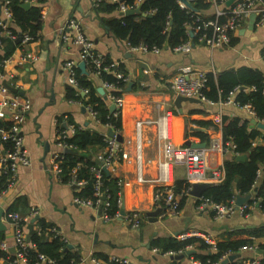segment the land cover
I'll list each match as a JSON object with an SVG mask.
<instances>
[{
    "label": "crops",
    "instance_id": "1",
    "mask_svg": "<svg viewBox=\"0 0 264 264\" xmlns=\"http://www.w3.org/2000/svg\"><path fill=\"white\" fill-rule=\"evenodd\" d=\"M93 3L94 0H44L39 37L17 47L3 65L0 80L16 87L17 92L0 94V100L12 98L16 94L20 105L26 100L30 102V108L24 112L20 125L30 164L19 166L15 182L0 196V205L4 208L2 220L6 225L2 240L7 244L9 253L13 252L10 249L14 248L15 239L13 222H8L6 212L17 199L25 198L26 205L35 206L39 217L56 226L67 245L71 244L70 249L80 254V264H96L92 261L93 257L109 255L126 257L132 264H192L193 252L181 259H174L171 255L153 250L151 242L156 237H175L196 230L210 234L215 242L248 239L257 246L255 251H237L235 261L239 258L262 257L264 236L255 237L242 232L264 226V211L255 203L251 204L246 215L235 213L216 219L210 211H198L195 197L187 195L177 213L163 215V200L153 199L157 184L137 179L135 122L156 117L167 105L173 111L172 140L175 144L202 142L191 134L192 124H195V128L199 127L195 123L199 120L215 121L217 128L207 127L204 131L208 138H222L220 121L223 115L248 119L250 127H256L264 134V130L251 122L252 119L259 121L257 117L235 103L184 101L181 103L182 112H179L174 104L176 95L169 83L172 76L183 67L212 74L241 66L264 71L261 56L264 22L254 23L250 19L252 14L245 17L232 33L228 45L211 48L203 43L190 42L185 50L164 48L155 52L132 49L126 40L114 37L107 21L120 16L119 11L116 8L112 11L107 8L97 10ZM68 18H75L79 22L93 43L92 50L114 63H122L128 74L122 91L124 105L119 132L122 141H118L121 150L115 161V171L110 174L120 182L119 193L124 210L135 209L141 213L143 219L138 228L129 226L122 217L105 221L99 217V209L75 203L74 197L79 190L59 181L50 169L49 158L57 150V117L68 116L81 126L97 127L83 108L82 101L68 99L67 96L73 86L67 82L68 74L62 67L63 62H80L79 45L72 39V30L65 27ZM26 53H30L32 59L23 58ZM91 78L96 87L101 86L97 75L93 74ZM130 82L131 89L127 90ZM158 103H161V108L156 107ZM13 118V112L6 109L0 120L12 122ZM101 131L105 133L106 130L103 128ZM253 141L254 144L262 143L259 136ZM141 152L142 177L152 179L156 176V165L146 160L153 159L156 154L154 125L142 127ZM230 157V153L221 152L209 155V182L215 183L214 172L221 170L223 162ZM173 179L174 182L184 181L185 168L182 165L174 166ZM252 195L253 192L251 198ZM176 198L180 201L181 195L176 193ZM157 208H160L157 216L148 214ZM187 249L195 250L192 245Z\"/></svg>",
    "mask_w": 264,
    "mask_h": 264
},
{
    "label": "trees",
    "instance_id": "2",
    "mask_svg": "<svg viewBox=\"0 0 264 264\" xmlns=\"http://www.w3.org/2000/svg\"><path fill=\"white\" fill-rule=\"evenodd\" d=\"M7 10L11 14L10 20L6 21L3 26V14L0 9V32L9 30L15 35L14 38L2 34L0 38L2 45L0 46V78L3 75V61L7 59L17 47H22L21 36L28 34L32 40L37 39L41 33L42 14L44 0H6ZM125 4L133 6L135 0H122ZM29 2L30 6L25 8L23 3ZM219 0H217V3ZM191 5L196 9L182 8L179 6L178 0H141L139 6V14L120 15L107 21L114 37L124 39L131 47L144 46L150 51L153 46L159 49H171L183 44L187 41L192 43H200L199 37L202 33L210 35L212 29L210 26L206 28L202 25V19L214 18L212 15L211 3L208 0H190ZM221 4V3H219ZM117 3L111 1H103L99 6H95L97 10L107 8L112 11L116 8ZM151 11V12H149ZM225 15L218 17L220 22L224 21ZM188 27H192L193 35L189 34ZM199 27V28H198ZM232 35V34H231ZM20 38V40H18ZM230 43V42H229ZM96 52L92 50V55ZM261 56L264 60V47L261 50ZM103 58V57H102ZM88 57L85 62L86 73H82L78 66L75 68V78L78 88L68 90V99L81 100L84 105H90L98 112L100 125L96 128L81 126L68 116H59L56 118V132L66 129L68 124H72L75 128L74 133L69 134L60 140L73 147L68 151H62L57 158L62 168V182H67L72 177V169H75L77 178L86 180V184L76 193L83 198H94L92 180L93 176L90 166L97 164L91 158L95 152L105 145L103 128H112L120 132L121 116L113 117L112 112L108 109V102L98 92L97 87L92 81L91 75L96 70L94 64ZM112 61L103 58V64H110ZM120 73L122 77H118ZM207 87L203 89L204 94L212 101H224L231 91L234 92L233 98L239 105L249 104L250 110L258 120H264V71L258 68H250L241 66L235 70L220 71L215 74L208 73ZM128 74L122 63L117 62L111 70L100 69L97 77L102 82H111L121 87L119 91H112L115 95H120L124 89L125 81L123 77ZM93 77V76H92ZM79 88L87 89L82 94ZM199 126L192 129L191 134L200 138L202 142L208 141V136L204 131L207 127H216L215 121H195ZM10 122L0 120V128L5 129ZM108 125V126H107ZM110 125V126H109ZM106 130V128H105ZM221 136L224 143L231 141L234 145V152L245 154L244 160H236L234 156L223 162L222 170L223 179L220 182L213 183L203 192V197L210 198L215 202L229 203L238 193L246 195L253 192V197L248 200V204H257L264 211V134L256 127H250L248 119L239 116L223 115L220 122ZM262 139L261 144H254L255 137ZM13 142L10 138L3 139L0 134V151L12 150ZM98 149V150H97ZM94 157V156H93ZM8 173L0 171V189L7 185ZM104 186L109 188L111 208L109 213L112 214L117 209V198L119 195L120 185L118 178L111 174L103 173ZM187 187L184 181L174 182L175 193ZM256 187L255 190L253 188ZM186 195H181L179 205L183 202ZM26 205L25 198L17 199L8 207L6 216L13 212L26 214L31 207ZM28 208V210H27ZM27 210V211H26ZM26 211V212H25ZM20 226L24 225L21 220ZM54 225L46 222L42 217L36 219L34 227L29 233L28 243L30 244L26 250L27 257L25 264L40 263L38 254H44L49 258L56 260L58 264H73L80 260V254L67 248V242L62 240L55 232H51ZM251 236H264V226H258L252 229L242 230ZM4 230H0V240L3 239ZM198 243L197 245H194ZM251 243L248 239L241 240H224L216 242V251L209 250V245L200 237H188L178 239L176 237H156L152 240L151 245L157 248L160 253L167 251L179 252L185 251L188 246H194L195 251L191 254L193 258L201 262H217L220 256L226 251H237L241 245ZM33 245V246H32ZM264 248V242L261 244ZM14 258V253L4 251L0 248V258ZM103 260L107 256L98 257ZM46 264V263H44ZM104 264H123L116 261L105 262Z\"/></svg>",
    "mask_w": 264,
    "mask_h": 264
},
{
    "label": "built area",
    "instance_id": "3",
    "mask_svg": "<svg viewBox=\"0 0 264 264\" xmlns=\"http://www.w3.org/2000/svg\"><path fill=\"white\" fill-rule=\"evenodd\" d=\"M103 1H111L117 3L116 9L119 13H123L127 9H132L137 7L141 0H135V4L133 6L127 5L122 0H94L93 5L99 6ZM190 2V0H188ZM212 6V15L214 18L202 19V25L204 28L210 26L212 32L210 35L206 33H202L199 37L200 43H203L211 48L220 47L224 45H228L230 42L231 34L237 30V28L241 25L242 20L245 17H248L251 14H254L253 22L256 24L264 22V3L262 0H234L230 5H226L227 0H208ZM179 6L182 8H188L186 4L180 0H178ZM221 3V4H219ZM7 1L0 0V9L3 14V26H6V21L10 20V13L6 7ZM151 12V11H149ZM225 15L226 18L224 21L220 22L218 17ZM250 17V16H249ZM65 27L72 30V39L73 41L79 45L80 56L79 60L86 62L88 57H91V62L94 64L96 70L94 74L97 75L101 68L104 70H111V68L116 64L114 62L110 64H103V58L95 53L92 55V47L93 43L90 38L83 32L79 22L75 18H68ZM199 28V27H198ZM189 34L193 35L192 27H188ZM5 34L11 38H14L15 35L11 33L9 30H5L4 32H0V35ZM22 45L32 40V37L28 34H24L21 36ZM2 40L0 38V46L2 45ZM189 41L180 44L173 48L175 51L185 50L189 46ZM132 49H141L146 50L144 46L140 47H131ZM152 51L158 52L160 49L156 46L151 48ZM23 58H30L32 56L30 53H26ZM8 60L5 59L4 63ZM78 64L74 61H65L63 62V69L66 70L68 74L67 82L75 88L77 87V80L75 78V68ZM208 73L201 69H193L190 67H183L179 71H177L172 78L170 79V88L175 95H181L185 97H195L198 98L201 102L212 104L214 102L220 104L226 103H235L240 107L245 108L247 111L253 113L250 110L249 104H245L243 106L239 105L236 101H234L233 94L231 91L229 95L226 97L224 101H212L209 99L203 92V89L207 87L206 83L208 80ZM118 77H122L120 73L117 74ZM123 80L126 81L127 77H123ZM101 86L104 90V94L106 96V100L108 105L110 103L114 104V109L112 112L113 117L121 116V110L124 105V99L122 97V93L120 95H115L111 93L112 91L121 90V87L115 85L111 82H102ZM83 94L87 92V89L79 88ZM9 89L6 88L2 81L0 80V94L6 95L9 93ZM17 95L14 94L12 98H4L0 100V119L5 115L6 109L13 112V120L10 122L11 124L7 126L5 129L0 128V134L3 139L10 138L13 142L12 150L0 151V171L4 173H8L7 185L5 188L0 189V196L10 188L15 179L17 177V172L19 166H27L30 164V158L23 146V135L21 133L20 125L23 121V114L26 110L30 108L29 100H26L24 104L20 105L17 103ZM166 105V104H165ZM83 107L88 111L91 120L94 124L100 125V119L98 112L92 108L90 105H84ZM157 108H161V103L156 104ZM162 112L158 113L154 118L140 119L135 122V143H136V165H137V179L139 181H150L157 184V190L153 195L154 201L163 200V204L165 205V209L163 215L166 214H175L179 210V201L176 198V193L174 191V179H173V168L176 165H182L185 168V179L184 182L187 184V187L184 188L179 195H190L189 190L193 183L198 182H206L208 181V157L213 152H221V153H230L232 156L238 155L234 152L235 145L231 141L223 142L222 138H209L207 142H203L204 146H191L188 144H175L172 140V117L173 111L169 106H165L162 108ZM66 118V117H64ZM264 121V120H262ZM221 122V121H220ZM144 125H154L155 127V141H156V154L155 157L149 158L146 161L151 163L154 162L156 165V176L152 179H144L142 177V127ZM194 123L192 124V129L194 127ZM108 126V125H107ZM110 126V125H109ZM106 128L104 133L105 145L93 154L96 159L97 164L90 166V171L93 176L92 185H93V194L94 198H83L78 195L74 197V202L86 206L92 207L95 209H99V217L105 221L111 220L117 217H122L132 228H138L143 219L141 213L135 209H131L129 211H125L123 215L120 214V210L122 207V198L119 193L117 198V209L110 214L109 209L111 208V199H110V191L108 187L104 186V178L103 173L104 169H107L109 173H113L115 171L116 158L121 150V146L116 139V134L119 132L113 130L111 127ZM75 128L72 124H68L66 129L56 132L55 130V145L57 150L54 151L50 158L49 164L50 169L53 172L54 176L59 180H61L62 176V168L59 165V157L60 153L66 149H72L71 144H66L60 140V138L65 137L69 134L74 133ZM108 130H112L114 132L113 136L108 135ZM74 167L72 169V177L67 182L68 185H71L76 190H79L86 184V180L82 178H77L75 175ZM213 175V173H212ZM224 173L223 170H217L214 172L215 182H220L223 179ZM213 181V178L212 180ZM120 185V182L118 181ZM196 204L195 207L198 211H210L216 219H222L232 214L238 213L240 215H246L248 209L251 204L247 202L237 205L235 203V197L229 203L223 202H215L210 198L203 197V195L199 197H195ZM38 215V210L35 206H32L30 210L22 215L19 212H13L7 215L13 222L14 226V258L9 259V256L6 258H1L0 264H24L27 260L25 255L26 248L30 245L26 238L27 235V227L26 225L29 223L30 219ZM24 224L20 226L19 221ZM36 221V220H35ZM33 222V227L34 223ZM51 232H55L60 238L64 241L65 238L59 233L56 226H53L49 229ZM200 237L205 243L209 246V250L216 251V242L213 237L208 233H203L200 231H187L180 234H177L175 237L178 239H185L188 237ZM33 246V245H32ZM0 248L4 251H8L7 244L5 241L0 240ZM188 248V247H187ZM257 246L253 243H248L241 245L238 252L241 250H250L255 251ZM153 250H159L157 248H153ZM237 251H226L223 253L217 262H201L198 259L191 258L192 264H218L222 263L224 259H226L230 254H235ZM263 255L262 257H252V258H239L235 261L236 258L229 260L226 264H264V248L262 249ZM179 252L167 251L162 254L165 255H174ZM10 254V253H9ZM38 259L40 263L37 264H58L55 259L49 258L44 254L39 253ZM92 261L96 264H104L107 262H119L123 264H132L130 260L126 257H119L116 255L107 256L106 260H103L98 257H93ZM73 264H80V262H76Z\"/></svg>",
    "mask_w": 264,
    "mask_h": 264
},
{
    "label": "water",
    "instance_id": "4",
    "mask_svg": "<svg viewBox=\"0 0 264 264\" xmlns=\"http://www.w3.org/2000/svg\"><path fill=\"white\" fill-rule=\"evenodd\" d=\"M182 2H184L186 4V6L189 8V9H192V10H196L192 5L191 3L188 1V0H180ZM234 0H227L226 1V5H230ZM263 3H264V0H262ZM23 6L25 8H28L30 6V3L29 2H25L23 3ZM140 13V9H139V6L135 7V8H132V9H127L125 10L123 13H119L120 15H130V14H139ZM250 19H254V14L251 15ZM191 35V33H190ZM18 40H20V38H18ZM78 68L81 70V72L84 74L86 73V69H85V62L83 61H80L78 63ZM3 85L8 88L11 92H17V88L14 87V86H11L10 84H8L6 81H2ZM131 85H132V82H130L127 86V90H130L131 89ZM97 92L104 98L106 99V96H105V92L102 88V86H98L97 88ZM83 94V93H82ZM184 101H188V102H195V103H200L201 101L198 99V98H195V97H185V96H181V95H176V97L174 98V104L176 105V107L178 108L179 112H182V108H181V103L184 102ZM84 108V107H83ZM108 109L109 111H112L114 109V104L110 103L108 105ZM252 123H254L258 128H261L262 130H264V121H257L256 119H252L251 120ZM108 135L110 136H113L114 135V132L112 130H108ZM116 139L117 141L121 142L122 141V137L120 134H116ZM186 144L188 145H191V146H204V143L203 142H198V143H192L190 141H186ZM69 149H66L65 151H68ZM232 156V155H231ZM91 158H93L95 161L96 159L93 157V156H90ZM231 158V157H230ZM234 158L236 160H244L246 158V155L245 154H239V155H236L234 156ZM262 170L264 171V166L262 167ZM104 173L105 174H109L108 170L107 169H104ZM213 183L212 182H209V181H206V182H198V183H193L191 185V188L189 190V194L193 197H199L203 194V192L209 188ZM256 187L253 188V190H255ZM251 199V193H248L246 195H240V194H236L235 195V203L237 205H241L245 202H248V200ZM160 211V208H157L156 210H153V211H149V215H154V216H157L158 213ZM125 213V210H124V207L122 205L121 207V210H120V214L123 215ZM4 214V208L0 205V230H4L6 228V225L5 223L3 222L2 220V216ZM39 218V215H35L34 217H32L29 221V223L26 225L27 227V235H26V238L27 240H29V233L31 232L32 228H33V222ZM121 218V217H120ZM8 222H12V220L10 218L7 219ZM71 247V244H68L67 245V248H70ZM10 251H14V248H11ZM195 250L194 249H186L185 251H183L182 253H178V254H174V255H171L172 258L174 259H181L184 257V255H189L190 253L194 252ZM238 254H230L226 259H224L222 261V264H226L229 260H232L234 258H236Z\"/></svg>",
    "mask_w": 264,
    "mask_h": 264
}]
</instances>
